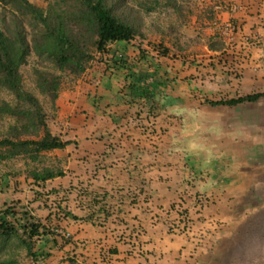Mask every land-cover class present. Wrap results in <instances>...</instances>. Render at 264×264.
<instances>
[{"label":"rangeland","instance_id":"1","mask_svg":"<svg viewBox=\"0 0 264 264\" xmlns=\"http://www.w3.org/2000/svg\"><path fill=\"white\" fill-rule=\"evenodd\" d=\"M26 1L43 10L62 9L68 3ZM250 2V11L246 12L249 19L245 22L238 24L233 14H223L216 20L223 33H226L223 22L233 24L229 37L214 30L211 0H107L112 14L141 32L143 39L140 43L136 40L130 44L114 43L103 57L88 46L91 60L84 63L78 74L58 71L45 57L36 56L30 43L35 34L28 23L32 22L31 17L0 4V30L6 32L10 20L18 16L28 34L30 51L18 69L23 91L36 98L54 136L72 142L63 153L41 152L34 160L27 157L0 160V211L7 207L15 212L29 210L44 224L43 235L34 242V248L45 257L44 264H67V260L85 264L86 259L91 264L121 263L118 261L122 259L113 260L108 252L113 247L123 259H144L149 264L151 259L154 262L158 259L153 253L157 249L145 251L142 247L144 229L139 220H134L131 210L125 214L127 227L116 226L118 217L106 222L98 219L101 224L91 226L102 232L91 243L86 241L87 232L83 228L73 231V237L80 233L79 240H72L70 231L64 229L67 224L45 220L49 209L65 206L72 189L104 195L107 207L118 208L119 197L126 189L112 180V168L125 146H130L125 149L129 154L119 163L137 168L129 160L137 164L141 159L156 160L153 166L159 164L160 168L149 170L153 179L161 178L154 173L158 172L156 169L162 171L159 172L162 176L172 178L173 167L170 164L167 168L164 160H202V163L215 160L205 168L201 164L195 180L189 177L192 175L189 171L175 182V188L166 181L164 186L175 189L173 207L169 203L167 213L162 212L165 222H159L160 229L155 232L184 239V257L201 245V251H209L211 247L221 255L212 264H264V98L233 107L205 104L264 92V0ZM240 8L238 4L237 11ZM137 46L142 52H137ZM44 72L58 78L56 99L40 93L36 86V73ZM138 77L150 85L144 96H137L132 89ZM1 103L13 104L12 95L2 89ZM18 125L15 119L0 114V139L9 136V127ZM69 131L73 133L68 134ZM24 138L32 137H20ZM220 160H230L231 169ZM44 168L62 171L64 176L40 186L28 173ZM195 184L198 190L187 193V188ZM66 185L70 187L61 191ZM138 187L145 191L142 183ZM234 188L244 189L245 196H233ZM49 189L52 194L46 193ZM195 192L200 194L198 204L192 196ZM138 206L147 212L146 202ZM231 207L235 209L232 215ZM181 210H186V217L176 229L172 220ZM213 238L221 241L211 246ZM64 245L69 250L58 253V248ZM87 246L94 249L93 255H88ZM10 247L18 264H33L22 248ZM161 247L164 245L160 243L156 246L158 250ZM232 252L239 253L242 260H235Z\"/></svg>","mask_w":264,"mask_h":264},{"label":"trees","instance_id":"2","mask_svg":"<svg viewBox=\"0 0 264 264\" xmlns=\"http://www.w3.org/2000/svg\"><path fill=\"white\" fill-rule=\"evenodd\" d=\"M64 8L55 7L43 10L29 4L26 0H0V4L11 6L20 15H28L32 19L29 26L34 29L30 43L36 56L45 57L58 71H68L78 74L83 71L84 63L91 60L87 47L92 46L94 52L103 57L107 55L108 46L120 42L130 44L132 41H141L143 34L128 24L118 20L107 0H66ZM22 18L13 16L10 25L6 26V32L0 30V89L7 91L13 97V104H0V114L7 115L19 125L8 129V137L0 139V160L15 157H27L31 160L41 152L62 150L70 145V141H62L52 135L44 121L42 108L36 98L23 91L18 69L26 62L30 46L27 32ZM87 35V37H81ZM137 52L142 50L137 46ZM165 52V50H163ZM106 60H104L105 62ZM36 86L40 93L49 96L51 100L58 94V78L51 73H36ZM150 85L144 79L138 77L132 89L137 96L147 94ZM264 98V92L251 93L226 100L205 101L210 107H233L245 103H255ZM32 137L20 139V137ZM30 179L42 186L54 178H63L62 171L42 169L29 171ZM70 186H62V190ZM141 187H129L126 196L119 197L118 208L107 207L104 203V195L88 193L85 190L75 189L77 206L83 211V216L73 215L66 206H57L49 209L45 220L58 225L63 219L78 221L90 225H100V221L118 217L116 226L127 227V209L139 203L147 201ZM56 190V189H55ZM58 190V189H57ZM56 190V191H57ZM46 193H53L48 190ZM55 191V194L57 193ZM191 194L190 190H186ZM200 194H192L195 201L201 202ZM129 196V197H128ZM66 200V199H65ZM139 207V206H138ZM172 206V203L170 204ZM169 208V206H168ZM120 215V216H119ZM186 217V210L175 214L172 224L178 229L179 224ZM101 219V220H98ZM101 221V222H102ZM51 222V223H52ZM165 222V220H164ZM176 223V224H174ZM44 224L36 220L29 210L15 212L14 208H6L0 211V264H18L16 253L11 251V245L22 248L25 254L33 261V264H44V255L34 248V242L43 235ZM46 227H48L46 225ZM52 231V228H50ZM49 230V231H50ZM50 231V232H51ZM48 233V232H47ZM125 244H128L125 242ZM132 247L133 245L130 244ZM111 256L117 253L116 248L108 251ZM67 264H77L74 260H67Z\"/></svg>","mask_w":264,"mask_h":264},{"label":"crops","instance_id":"3","mask_svg":"<svg viewBox=\"0 0 264 264\" xmlns=\"http://www.w3.org/2000/svg\"><path fill=\"white\" fill-rule=\"evenodd\" d=\"M236 1L238 2L241 8L239 9V11L233 14V17H235L237 23L240 24V23L245 22L247 19H249L248 17H246V12L250 11L249 7H250L251 2L250 0H236ZM57 97H58V94L56 98ZM85 123H88L86 119H85ZM48 130L52 135H55L54 131H52L49 127H48ZM59 132H62V131L59 130ZM63 133L65 134V136H67L66 132H63ZM69 133H73V132L69 131L68 134ZM56 136L60 140H62L61 136L60 137L58 135ZM74 138L75 136L73 135L70 137V139L72 140ZM62 141H70V140H62ZM70 145L66 146L62 150H52V152L53 153H63L64 151H67L69 149ZM127 147L130 149V146H125L121 148L119 158L118 160H115L113 164L112 180L115 183L118 182L120 188H125V189H128L129 187L138 188V186L141 183L144 186V189H145L144 192L147 197V201H146L147 212H145V210L142 211L140 207H138V205L130 207V208L125 207V209H127V211L131 210L130 214L135 215L134 220L136 221L139 220V225L143 227L144 229V233H143L144 235L141 237V240L139 239L142 242V247H144V250L148 251V249L151 250V248L157 249V252H153V253L158 257V259L155 262L151 259L152 261L151 264H212L214 261L220 259L221 255L217 254L215 250H213L211 247L209 251H206V252L205 250L201 251L200 248L201 247L203 248V246L201 245L200 247L198 246L199 248H197L195 252L188 253L184 257L183 255H184V252L186 251V249L185 250L183 249L185 248L184 246L186 245V242L184 241V239L181 240L182 238H178V237L172 239L171 236H167L165 234L164 236H161V234L158 233L157 235L155 232L160 229L159 222L161 223L164 221V219L162 218L163 217L162 212H165V214L167 213L166 211L167 207L169 203L173 202L174 197H175V189H170L169 187L164 186V184H166V181L172 182V184L174 185L175 182L183 179L186 176V173H189V171H191V174H192L189 177L195 180L199 172L197 169H200L201 164L205 168V166L211 165V164H208L209 162L214 163L212 161H215V160H204V163H202V160H164V164L166 165L167 168L170 166V164L173 167L171 171L172 178H169L167 176H162V174H160L162 171H159L160 169H156L158 170V172L154 171V173H156L157 175H161L160 176L161 178L159 179V177H156L155 179H153V177L151 176L152 175L151 171L154 170L153 168L155 166L160 168L159 164H155L153 166V163H155L154 161L156 160H142V159L137 160L138 164L140 163L139 165L134 160H129L128 163H135V166H138L137 168L131 167L129 166V164L126 165L123 163H119L121 161H124L125 156L129 154V152L125 150L127 149ZM220 161L224 162L222 164H225L226 166H230V168L227 167V169L229 170L231 169L232 164H230V160H227L228 162H226L225 160H220ZM247 164L248 163L246 161V165ZM234 166H236V164H234ZM151 168L152 170L149 172ZM211 168H209V170H211ZM246 168L247 167H245L244 170ZM167 174L168 176H170L171 173L168 172ZM109 185H111V183ZM174 188H175V185H174ZM187 189L190 191L198 190L196 184L195 186L188 187ZM74 190L75 189H72L71 192L68 194V198L66 200V203L64 202V205L66 206L67 210H69L73 215L80 217V216H83V211L82 210L79 211V209L76 208L77 200H76V194L74 193L75 192ZM233 190L236 191L235 194L234 193L232 194L233 196H237L239 198H243V196H245V194L242 192L244 189L239 190V189L234 188ZM68 204L70 205V207H68ZM153 209H155L156 211H153ZM149 210H151L152 213L157 214V216L159 217L152 216L153 214L150 213ZM233 210L235 211V209L231 207V211L229 212L230 215H232ZM76 213H79V214L77 215ZM168 215L170 216L172 215V213L169 212ZM61 224L63 225L67 224L68 227L64 226V229L68 232L70 231L72 237H73V231L79 230V228L81 229L83 228V231L87 232V234L84 236L88 243H91V240L94 239L95 237H99L102 232L100 228L92 227L90 224H86V223L81 224L78 221L74 222L68 219H63ZM79 233L75 237H73L72 240L73 239L79 240L78 238ZM180 240H181V243L179 242V245L178 243L176 244V242ZM203 240L204 239H202V241ZM174 241H175V245H172ZM218 241H221V240L219 238L218 239L213 238L211 246H213L214 244L216 245ZM159 243L164 245V248L161 247L158 250L156 246H158ZM208 244L209 243H207V245ZM177 248H178V251H175ZM58 249L60 251L58 253H63L69 250L67 245L61 246ZM86 251L88 255H93L94 253V249L91 246H87ZM232 256L234 257L235 260L237 259L242 260V257L239 253L232 252ZM225 257L223 259L226 260L227 258ZM233 257H230L229 260L232 261ZM112 258L113 260L115 258L122 259V261H118L121 263L116 262V264H144V263L149 264L150 263L144 259H136V258H124L123 259V256H119L117 255V253L114 254ZM85 264H91V263H89V260L86 259Z\"/></svg>","mask_w":264,"mask_h":264},{"label":"built area","instance_id":"4","mask_svg":"<svg viewBox=\"0 0 264 264\" xmlns=\"http://www.w3.org/2000/svg\"><path fill=\"white\" fill-rule=\"evenodd\" d=\"M209 9L211 11V20L212 25H214V30L219 31L218 35H221L223 33L220 28L219 24L216 23V20L219 19V16H222L223 14H229L232 15L238 10V4L236 0H211ZM224 30L226 33H223V36L229 37L232 35V32L234 30L233 24L231 22H223Z\"/></svg>","mask_w":264,"mask_h":264}]
</instances>
